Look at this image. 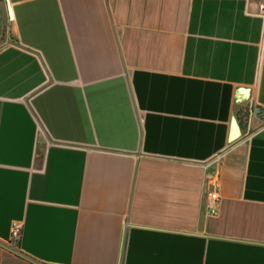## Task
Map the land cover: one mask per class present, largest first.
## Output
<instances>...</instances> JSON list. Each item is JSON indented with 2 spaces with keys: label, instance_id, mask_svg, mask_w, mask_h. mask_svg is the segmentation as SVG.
I'll list each match as a JSON object with an SVG mask.
<instances>
[{
  "label": "crops",
  "instance_id": "crops-1",
  "mask_svg": "<svg viewBox=\"0 0 264 264\" xmlns=\"http://www.w3.org/2000/svg\"><path fill=\"white\" fill-rule=\"evenodd\" d=\"M259 1L0 0V264H264Z\"/></svg>",
  "mask_w": 264,
  "mask_h": 264
},
{
  "label": "built area",
  "instance_id": "built-area-1",
  "mask_svg": "<svg viewBox=\"0 0 264 264\" xmlns=\"http://www.w3.org/2000/svg\"><path fill=\"white\" fill-rule=\"evenodd\" d=\"M258 10L261 13H264V0H260L258 3ZM216 201H217V195L216 192L212 191L209 193V199L207 202V206L209 208V214L215 215L216 213ZM21 229L22 227L16 223H13L10 227V234H9V247L15 251L18 252V242L21 237Z\"/></svg>",
  "mask_w": 264,
  "mask_h": 264
},
{
  "label": "water",
  "instance_id": "water-1",
  "mask_svg": "<svg viewBox=\"0 0 264 264\" xmlns=\"http://www.w3.org/2000/svg\"><path fill=\"white\" fill-rule=\"evenodd\" d=\"M256 112L259 115L260 120L264 123V112L259 111L258 109H257Z\"/></svg>",
  "mask_w": 264,
  "mask_h": 264
}]
</instances>
